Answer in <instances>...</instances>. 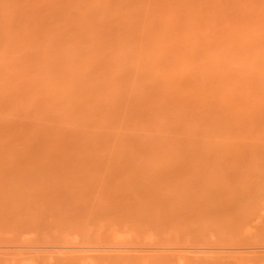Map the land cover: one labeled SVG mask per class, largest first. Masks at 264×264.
Returning <instances> with one entry per match:
<instances>
[{"label": "bare ground", "instance_id": "1", "mask_svg": "<svg viewBox=\"0 0 264 264\" xmlns=\"http://www.w3.org/2000/svg\"><path fill=\"white\" fill-rule=\"evenodd\" d=\"M3 240L264 264V0H0Z\"/></svg>", "mask_w": 264, "mask_h": 264}, {"label": "rangeland", "instance_id": "2", "mask_svg": "<svg viewBox=\"0 0 264 264\" xmlns=\"http://www.w3.org/2000/svg\"><path fill=\"white\" fill-rule=\"evenodd\" d=\"M3 241H4L5 244H6V242L8 243V241H6V240H3ZM3 241H2V243L0 242V247H2V248H4V249H7V250H9V249L11 250V249H13V248L15 249L16 245L14 246V245H13L14 243H12V246H10V244H9L10 242H9L8 244H6L5 247H3V246L5 245V244H3ZM5 241H6V242H5ZM31 243H32V245H35L34 242H31ZM31 243L29 242V244H28L29 246H27V245L25 244L24 247H25V246H26V247H32V246H30ZM1 244H2V245H1ZM7 245H8V247H7ZM9 246H10V247H9ZM6 247H7V248H6ZM11 247H12V248H11ZM8 248H9V249H8Z\"/></svg>", "mask_w": 264, "mask_h": 264}]
</instances>
